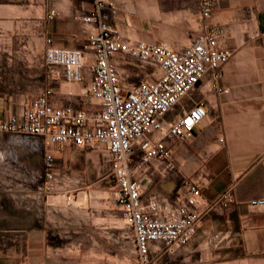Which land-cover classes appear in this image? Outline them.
<instances>
[{"label":"crops","instance_id":"0c3cea01","mask_svg":"<svg viewBox=\"0 0 264 264\" xmlns=\"http://www.w3.org/2000/svg\"><path fill=\"white\" fill-rule=\"evenodd\" d=\"M103 1L115 9L109 23L125 38L164 43L179 52L208 31L220 47L231 51L215 84L225 94L209 90L206 76L164 116L169 121L198 102L206 111L190 141L163 140L175 170L163 173L156 163L136 170L138 151L132 156L131 176L140 185L143 201L154 197L163 204L181 203L184 183L199 186L204 201L192 239L172 253H162L156 264H264V206H249L251 201L264 200V0H213L205 21L200 19L197 0ZM49 9L57 13L52 20L46 19ZM91 9L92 0H0V41L15 39L21 28L34 50L32 56L36 53L43 59L45 39L56 47L79 48L94 27L78 18ZM112 62L124 91L150 78L136 62L118 55ZM126 73L133 78L131 85L122 78ZM46 78L54 106L95 108L85 94L90 78L86 69L80 84L67 83L60 76ZM18 109L8 110L0 102V117ZM7 167H12L11 162L0 160V169ZM7 173L0 171V264H49L43 256L31 254L35 246H44L42 230L24 217L33 211L17 206L18 184L11 182L17 172ZM226 188L232 189L233 204L227 209L208 208ZM80 199V194L74 196V202Z\"/></svg>","mask_w":264,"mask_h":264},{"label":"built area","instance_id":"2783aa9c","mask_svg":"<svg viewBox=\"0 0 264 264\" xmlns=\"http://www.w3.org/2000/svg\"><path fill=\"white\" fill-rule=\"evenodd\" d=\"M197 4L201 21L207 20L214 1L197 0ZM56 15L54 9H49L46 19L52 20ZM115 15V9L103 0H92V9L78 18L80 23L94 27L81 47L61 48L53 46L49 39L44 41L46 76H60L67 83L80 84L86 69L90 78L85 94L95 108L56 107L50 101V89L45 88L17 111L0 117V134L36 136L45 148L70 145L79 151L106 154L114 181V202L133 237L132 264H156L162 253L184 247L195 235L199 206L204 203L201 189L184 183L186 193L178 204H163L154 197L143 201L140 185L132 180L128 164L138 151L136 170L155 163L163 173L175 170L163 140L190 141L206 111L198 102L169 121H164V116L206 76L210 79L209 90L225 94L227 91L215 84L231 51L220 47L216 36L208 31L198 34L179 52L164 43L125 38L109 23ZM116 55L151 67L156 73L124 91L112 62ZM52 161L45 152L42 169L46 179L51 177ZM233 201L232 189L226 188L207 206L227 209ZM249 206L263 207L264 200L251 201Z\"/></svg>","mask_w":264,"mask_h":264},{"label":"rangeland","instance_id":"374dc122","mask_svg":"<svg viewBox=\"0 0 264 264\" xmlns=\"http://www.w3.org/2000/svg\"><path fill=\"white\" fill-rule=\"evenodd\" d=\"M19 29L15 39L0 41V102L8 110L18 109L49 87L42 56L31 55L34 50L29 38ZM142 70L147 78L156 73L148 66ZM127 74L122 78L131 85L133 78ZM45 152L53 159L48 179L42 169ZM0 160L12 165L0 171L17 172L11 178L18 184L17 206L33 211L24 217L42 230L44 246L34 247V257L43 256L49 264L134 262L132 233L114 203V181L106 154L71 146L45 148L36 136L0 134ZM131 163L132 158L130 172ZM77 194L81 199L74 202Z\"/></svg>","mask_w":264,"mask_h":264}]
</instances>
